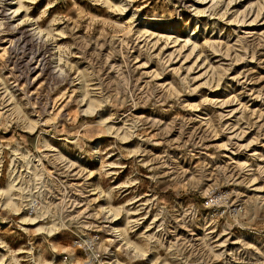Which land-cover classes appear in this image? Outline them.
Listing matches in <instances>:
<instances>
[{
    "label": "rangeland",
    "instance_id": "374dc122",
    "mask_svg": "<svg viewBox=\"0 0 264 264\" xmlns=\"http://www.w3.org/2000/svg\"><path fill=\"white\" fill-rule=\"evenodd\" d=\"M65 256L264 264V0H0V264Z\"/></svg>",
    "mask_w": 264,
    "mask_h": 264
},
{
    "label": "built area",
    "instance_id": "2783aa9c",
    "mask_svg": "<svg viewBox=\"0 0 264 264\" xmlns=\"http://www.w3.org/2000/svg\"><path fill=\"white\" fill-rule=\"evenodd\" d=\"M206 205H208V203H206ZM75 247L81 250L82 252H84V254H88L89 255L88 259L92 258L94 260H97L99 258V253L97 252V249H96L95 237L82 239V240H76ZM67 260H68V257L65 256L63 258V263L64 264L69 263V262H66Z\"/></svg>",
    "mask_w": 264,
    "mask_h": 264
},
{
    "label": "bare ground",
    "instance_id": "6f19581e",
    "mask_svg": "<svg viewBox=\"0 0 264 264\" xmlns=\"http://www.w3.org/2000/svg\"><path fill=\"white\" fill-rule=\"evenodd\" d=\"M203 1H207V0H203Z\"/></svg>",
    "mask_w": 264,
    "mask_h": 264
}]
</instances>
